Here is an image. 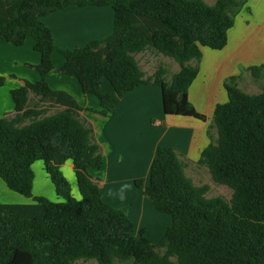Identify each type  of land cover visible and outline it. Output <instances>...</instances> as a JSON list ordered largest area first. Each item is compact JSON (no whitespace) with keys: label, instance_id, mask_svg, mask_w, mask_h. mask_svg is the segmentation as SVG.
Returning a JSON list of instances; mask_svg holds the SVG:
<instances>
[{"label":"trees","instance_id":"obj_1","mask_svg":"<svg viewBox=\"0 0 264 264\" xmlns=\"http://www.w3.org/2000/svg\"><path fill=\"white\" fill-rule=\"evenodd\" d=\"M245 5L246 0H216L212 6L202 0H0V40L19 47L30 37L40 55L38 65H27L39 81L13 89V114L0 120V179L10 191L32 199L0 204V264H264V65L240 69L261 82L258 94L242 91L239 76L225 80L227 102L215 107L211 125L217 139L212 142L209 135L196 163L207 168L213 183L231 191L228 201L206 198L209 187L194 186L184 173L187 164L169 147L157 148L147 186L135 181L153 207L171 217L155 245L143 230L134 235L126 207L116 209L101 199L91 176L103 165L101 148L92 127L79 118L81 111L106 116L118 109L125 92L154 85L164 115L206 121L188 100L201 48L223 49ZM69 6L110 7L112 34L59 49L41 18ZM148 49L178 64L170 82L164 81L163 67L145 78L134 55ZM55 52L64 58L59 72L75 78L84 94L96 96L100 111L82 109L48 86ZM104 80L112 88L107 94L101 92ZM29 94L62 110L45 116L48 108H29ZM36 161L43 163L61 202L32 195ZM67 161L73 164L79 200L61 172Z\"/></svg>","mask_w":264,"mask_h":264},{"label":"crops","instance_id":"obj_2","mask_svg":"<svg viewBox=\"0 0 264 264\" xmlns=\"http://www.w3.org/2000/svg\"><path fill=\"white\" fill-rule=\"evenodd\" d=\"M113 20L114 14L110 7L76 6L66 7L41 18V22L51 31L54 44L61 50H72L106 38L113 32ZM33 47L34 41L30 37L19 47L0 40V77L7 78L3 86H0V120L13 114L11 91L21 87L24 81L36 83L40 79L35 69L27 68V65L36 66L40 62V55ZM146 51L134 55L145 78L151 77L153 73H146L136 56H142ZM201 53L199 72L188 89V100L198 113L206 117L204 122L192 117L164 115L161 91L154 85H140L125 92L118 109L106 116L79 112L80 120L92 127L93 137L101 148L103 165L100 170L91 172L101 199L116 209L126 207L134 235L138 236L143 230L144 236L153 245L160 241L171 225V217L157 211L143 195L142 189L135 186V181L141 180L143 187L147 186L157 148L169 147L176 150L187 164L184 173L194 186L209 187L213 183L207 168L197 166L196 163L210 143L209 135L212 142L217 139L216 130L211 125L215 107L227 102L225 80L239 76L237 85L244 91L241 77L244 74L250 79L251 76L246 71L241 74L240 69L264 65V0H246L245 7L236 15L234 25L227 33L226 46L221 50L202 47ZM51 60L53 70L46 76L48 86L54 91L68 94L82 109L100 111L96 96L84 94L75 78L59 72L64 63L63 56L54 53ZM171 67L173 76L179 71V66L172 61ZM170 80L167 81L165 74L164 81L168 83ZM111 90L109 82L104 80L101 92L107 94ZM27 104L29 108L37 104L40 108H48L45 116L62 110L56 105L39 102L38 97L32 94H29ZM52 111L54 113L50 114ZM31 167L37 171L40 182L37 186L41 194L36 195L53 200L55 190L50 185L52 183L43 163H33ZM61 172L71 184V193L75 188L79 196L73 164L65 162ZM45 193L47 196H44ZM30 203L29 199L10 191L0 179V204Z\"/></svg>","mask_w":264,"mask_h":264},{"label":"rangeland","instance_id":"obj_3","mask_svg":"<svg viewBox=\"0 0 264 264\" xmlns=\"http://www.w3.org/2000/svg\"><path fill=\"white\" fill-rule=\"evenodd\" d=\"M202 1L206 5L212 6L216 0H202ZM55 53H58V52H55ZM136 57L138 58V61L141 65V68L144 69L146 71V73H153L154 74L158 68L163 67L167 70V72H166L167 81L170 80V78L172 76V72H173L171 70V68H172L171 63L173 61L172 59L167 58L165 56H162L161 54H158L151 49H148L142 56L138 55ZM27 68H28V66H27ZM29 68H31V67H29ZM0 78L3 79V84L7 80L6 77H0ZM241 79H242L241 87L244 90V92H246L247 94H258L261 92V89H260L261 82H255L252 78L249 79L244 74L241 77ZM3 84L1 86H3ZM33 103H34V100L32 99L31 104H33ZM52 113H54V112L52 111L50 114H52ZM34 163H41V162L37 161ZM31 169H32V167H31ZM32 172H33L32 195L36 196V197H41L40 195H36V194L40 193L39 188L37 186V184H40V182L38 180V176H37V171L32 169ZM68 183L70 184L69 181H68ZM50 185L53 188L52 184H50ZM209 187H210V189L207 192V194L205 195L206 198L222 197L227 201L230 199L231 191L227 187L220 186V185H217V184L212 183V182L210 183ZM70 189H72L71 184H70ZM70 193H71V190H70ZM44 196H47V193H45ZM71 196L74 199L79 200V196H78L75 188H73ZM52 198H53V200H49L48 198H46V199H48L49 201H52V202H61L62 201V199H58L56 197L55 192H53ZM29 201H31V203H32V199H29ZM79 264H97V262L95 260H89V261H80ZM114 264H119V263L115 262Z\"/></svg>","mask_w":264,"mask_h":264}]
</instances>
